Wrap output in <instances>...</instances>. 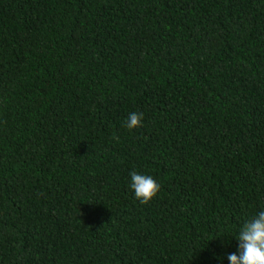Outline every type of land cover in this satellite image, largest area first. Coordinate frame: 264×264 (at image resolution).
<instances>
[{
  "label": "trees",
  "instance_id": "16d2710c",
  "mask_svg": "<svg viewBox=\"0 0 264 264\" xmlns=\"http://www.w3.org/2000/svg\"><path fill=\"white\" fill-rule=\"evenodd\" d=\"M259 211L264 0H0V264H230Z\"/></svg>",
  "mask_w": 264,
  "mask_h": 264
},
{
  "label": "clouds",
  "instance_id": "9594fccd",
  "mask_svg": "<svg viewBox=\"0 0 264 264\" xmlns=\"http://www.w3.org/2000/svg\"><path fill=\"white\" fill-rule=\"evenodd\" d=\"M143 113H130L125 126L131 130L141 125ZM114 139H119L114 136ZM131 188L135 197L142 204H147L160 191V184L150 175L140 174L136 171L130 173ZM238 252L228 254L230 264H264V211H259L248 220L236 236Z\"/></svg>",
  "mask_w": 264,
  "mask_h": 264
}]
</instances>
